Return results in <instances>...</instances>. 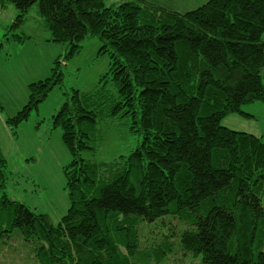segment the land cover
I'll return each instance as SVG.
<instances>
[{
	"label": "trees",
	"instance_id": "obj_1",
	"mask_svg": "<svg viewBox=\"0 0 264 264\" xmlns=\"http://www.w3.org/2000/svg\"><path fill=\"white\" fill-rule=\"evenodd\" d=\"M6 3L18 11L11 28L38 3L39 28L47 41L67 43L66 57L86 36L101 40L112 61L104 78L120 94L109 113L127 116L141 140L110 163L85 159L98 141V112L87 103L98 90H72L52 116L72 153L64 168L70 208L54 224L10 196L0 143V242L19 229L41 264H141V220L181 212L195 227L180 244L201 255L199 264H264V138L221 122L232 112L251 116L242 104L264 101V0H207L182 13L145 0ZM53 64L50 77L28 85L11 125L63 82L60 61Z\"/></svg>",
	"mask_w": 264,
	"mask_h": 264
},
{
	"label": "rangeland",
	"instance_id": "obj_2",
	"mask_svg": "<svg viewBox=\"0 0 264 264\" xmlns=\"http://www.w3.org/2000/svg\"><path fill=\"white\" fill-rule=\"evenodd\" d=\"M119 1L105 0V4ZM145 1L182 13L207 0ZM17 14L14 4L0 5V143L9 171L5 190L30 208L49 214L53 223L58 224L70 208L64 168L70 163L72 153L62 140L63 130L54 127L52 116L68 94L78 89L96 95L98 90L97 100L93 97L87 102L98 112L97 144L95 149L83 151L82 155L88 161L110 163L119 155H128L141 137L131 130L127 116L109 113L120 94L111 75L104 78L112 61L109 52H102V42L97 36H86L79 49L66 57L67 43L47 41L50 34L39 28L38 3L29 9L24 26L11 28ZM18 34L30 36L19 41ZM56 59L61 64L63 82L53 87L27 119L17 126L11 125L8 119L29 100L28 85L50 77ZM241 109L251 116L232 112L221 119L222 124L264 138V101L242 104ZM183 215L169 213L155 221L141 220L139 251L134 258L140 257L141 264H199L201 255L184 251L180 244L181 233L195 227ZM31 244L16 229L10 239L0 242V264H41Z\"/></svg>",
	"mask_w": 264,
	"mask_h": 264
}]
</instances>
